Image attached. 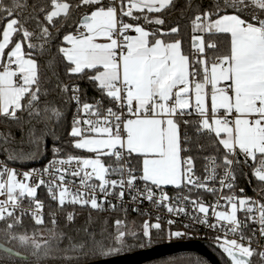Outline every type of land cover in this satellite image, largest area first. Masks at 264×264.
I'll return each instance as SVG.
<instances>
[{
    "label": "snow or ice",
    "instance_id": "snow-or-ice-1",
    "mask_svg": "<svg viewBox=\"0 0 264 264\" xmlns=\"http://www.w3.org/2000/svg\"><path fill=\"white\" fill-rule=\"evenodd\" d=\"M177 8L178 0H0V122L34 149H14L12 133L0 132V253L27 261L15 242L37 259L55 248L65 264H100L157 239H183L187 232L173 230L180 223L215 233L223 264H264V0H184L187 47L179 20L167 21ZM76 12L75 31L56 43ZM80 81L98 98L88 102ZM69 104L68 137L80 154L66 152L56 131ZM49 138L53 159L43 169L8 166L34 160ZM205 138L215 154L203 157L200 175L194 152ZM237 169L259 198L238 185ZM169 186L188 194L172 197ZM41 187L66 226L76 220L70 208L123 216L112 231L105 226L97 238L85 229L76 242L58 231L57 211L46 218ZM130 209L146 217L139 228ZM26 219L51 225V235L29 232Z\"/></svg>",
    "mask_w": 264,
    "mask_h": 264
},
{
    "label": "trees",
    "instance_id": "trees-1",
    "mask_svg": "<svg viewBox=\"0 0 264 264\" xmlns=\"http://www.w3.org/2000/svg\"><path fill=\"white\" fill-rule=\"evenodd\" d=\"M206 3H212L213 0H205ZM184 4V0H178V8L169 13L167 16V21L169 24L175 23L177 20L180 18V11L179 8L182 7ZM191 13H186V16H190ZM82 19V14L79 12L73 13L71 19L65 23V25L61 28L60 30V35L56 37V43H59L62 41V37L65 34H68L69 32L75 31V25L76 23ZM182 29H183V37L185 43V47L188 46V42L190 41V29L188 27L189 20L188 19H183L179 20ZM150 27V26H146ZM165 30H167L168 24L163 26ZM43 63V60H42ZM80 84L82 88L86 91V96L84 97L88 102H93L92 98L97 97V94L95 93L94 89L90 87V85L87 83V81H80ZM74 105L69 104L67 105L66 111H67V121L65 122L64 126L62 128H57V135L60 137V145L64 148L66 152H71L74 154H80L78 150H74L70 146V138L68 137V132L70 131L69 125L71 123V118L72 115L74 114ZM10 131L12 135L15 138L16 143L10 145V147L14 149H22L25 152L33 151V146L30 145L24 134L17 129V127L14 124H5L4 122H0V132H8ZM23 141V142H22ZM200 143L204 144V150L203 151H195L194 155L196 157V162L201 163L203 161V157L215 154L214 149L211 147L209 141L205 138L200 141ZM52 145H53V140L49 138L46 142V150H42L39 152L36 156V158L32 161L28 162H16L12 163L9 162L10 164L16 165V166H21V167H28L32 165H36L39 162H45L49 159L53 158L52 155ZM198 147V145L196 146ZM4 145L3 142L0 141V159H3L5 161V155L3 151ZM245 172H247V168L244 169ZM241 180L242 183L248 184L247 179L244 178V176L241 175ZM253 187L256 189L257 185L256 182L253 181L251 183ZM70 211L74 210L76 212V220L74 224L70 226H66L64 222V215L62 212H60L58 209V215H59V229L58 231H62L66 236H70L73 238L74 241L79 242L82 240H85L86 237V232L85 229L88 231H92L97 235V238L100 237L101 230L107 227L108 231L113 230V221L118 218L122 217L123 213L121 212H114L111 214H101L96 211H92L89 208H75V209H68ZM91 215L92 220L91 223H89V216ZM107 220V225H105V221ZM128 220L129 221H135V225L137 228H139L142 219L139 217H136L130 213H128ZM25 224L27 226V229L29 232L35 230L37 231V234L40 231L44 232L45 237H48L51 235L47 231V228L50 227L51 225H47L45 229H39L36 228L31 221H28L26 219ZM2 227V225H0ZM16 232H23L24 229L17 228L15 230ZM4 236V232H0V238ZM69 241L67 239L63 240L61 242V248L67 247ZM165 243V239H157L154 240L153 243L145 248L152 247L155 245L163 244ZM207 247L216 255V257L220 260V262L223 264V260L221 258V253L219 250L211 245V244H206ZM13 247H15L19 252L23 253L24 255H27L29 259L27 261H21L16 259L15 257H9L4 253H0V264H65V261L62 259H59L58 257L62 255V252L59 249H53V251L50 254V257L47 259H37L33 256V249L31 247H21L19 244H16L15 242L13 243ZM144 248H139L135 247L132 248L131 250L125 251L119 255L123 254H128L131 252L139 251ZM117 255V256H119ZM197 261H201L202 264H210L207 259H205L203 256L195 253V252H182L174 255H169L160 259L152 260L150 262L144 263V264H196ZM82 264V262H81Z\"/></svg>",
    "mask_w": 264,
    "mask_h": 264
},
{
    "label": "built area",
    "instance_id": "built-area-1",
    "mask_svg": "<svg viewBox=\"0 0 264 264\" xmlns=\"http://www.w3.org/2000/svg\"><path fill=\"white\" fill-rule=\"evenodd\" d=\"M74 32V31H73ZM75 109V108H74ZM75 112V110H74ZM182 132H183V129H182ZM53 159V158H52ZM51 159L45 161V162H39L37 163L36 165H32V166H28V167H21V166H16V165H13V164H8L9 167H14L17 169L18 172L20 173H23L24 171H28L30 169H36V170H41L43 169L50 161ZM4 160L3 159H0V162H3ZM197 168H198V174L200 175H203V168H204V164H205V160L201 161V163H197ZM237 174H238V185L240 187H244L245 188V193L247 196L249 197H254V198H259L257 196V191H254V187L252 184L250 185H246L244 183H242V180H241V175H240V170L237 169ZM167 191L169 193L170 196L172 197H175L179 194H188L187 193V190L185 189L183 191V193H181V190H177L175 188H170L168 187L167 188ZM197 193L196 192H193L192 195L195 196ZM201 195H203L204 199L208 202V203H212L215 199L214 196H212L211 194H208V193H203L201 191L200 193ZM38 197L44 201L45 203V213H46V218H47V213L49 211H57V206L54 202H52L49 198H48V194L46 192V190L41 187L39 190H38ZM0 199H3V197H0ZM24 206L27 207L28 206V203H27V200L24 201ZM142 208L144 210H150L152 212V215L153 217H155V215L157 214V210L154 206L150 205L148 202H145L143 205H142ZM111 213H114V212H103L101 214H111ZM129 213L136 216V217H139L141 218L142 220L145 219L146 217H142V216H139L137 215L136 213L132 212L131 209L129 210ZM57 214H58V211H57ZM159 214L162 216L163 220H166L167 218H169L167 216V213L165 212V210L163 208H161L159 210ZM58 218H59V215H58ZM177 219H180V218H177ZM163 222V221H162ZM185 223H187V220H184ZM173 230H181V231H185L187 232L188 234L183 238V239H178V238H173L171 240H167L165 239V242H190V241H202L204 242L205 244H211L213 246H215V241L213 239L215 233H213L212 231L208 230L207 228L205 227H202V226H198V227H195V228H191V229H184L180 223H177ZM216 247V246H215Z\"/></svg>",
    "mask_w": 264,
    "mask_h": 264
},
{
    "label": "water",
    "instance_id": "water-1",
    "mask_svg": "<svg viewBox=\"0 0 264 264\" xmlns=\"http://www.w3.org/2000/svg\"><path fill=\"white\" fill-rule=\"evenodd\" d=\"M195 252L209 261L210 264H222L216 255L202 241L165 242L101 261L100 264H144L152 260L182 252Z\"/></svg>",
    "mask_w": 264,
    "mask_h": 264
},
{
    "label": "crops",
    "instance_id": "crops-1",
    "mask_svg": "<svg viewBox=\"0 0 264 264\" xmlns=\"http://www.w3.org/2000/svg\"><path fill=\"white\" fill-rule=\"evenodd\" d=\"M170 188H173L172 186H169Z\"/></svg>",
    "mask_w": 264,
    "mask_h": 264
}]
</instances>
